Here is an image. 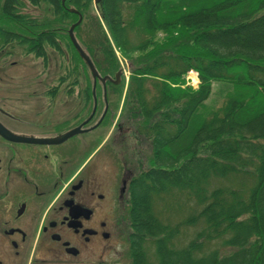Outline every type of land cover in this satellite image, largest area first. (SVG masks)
Instances as JSON below:
<instances>
[{"label": "trees", "instance_id": "1", "mask_svg": "<svg viewBox=\"0 0 264 264\" xmlns=\"http://www.w3.org/2000/svg\"><path fill=\"white\" fill-rule=\"evenodd\" d=\"M24 2L46 5L47 18L20 13ZM71 10L82 16L74 34L100 76L115 79L117 54L132 68L127 85L107 83L124 125L150 148L148 167L129 189L132 264H264V0H0V39L45 66L46 49L64 56L67 41L74 68L60 79L72 77L84 62L65 31L78 20ZM190 71L195 89L186 84ZM214 83L233 91L204 114ZM228 178L241 187L211 186ZM174 190L201 207L183 225L204 226L182 248L173 242L180 226L165 224L152 207L154 196ZM221 236L230 253L196 255L202 240Z\"/></svg>", "mask_w": 264, "mask_h": 264}, {"label": "flooded vegetation", "instance_id": "2", "mask_svg": "<svg viewBox=\"0 0 264 264\" xmlns=\"http://www.w3.org/2000/svg\"><path fill=\"white\" fill-rule=\"evenodd\" d=\"M13 83L0 79V264H132L129 189L147 143L118 121L109 82L105 96L87 80ZM133 136L131 164L119 151Z\"/></svg>", "mask_w": 264, "mask_h": 264}, {"label": "rangeland", "instance_id": "3", "mask_svg": "<svg viewBox=\"0 0 264 264\" xmlns=\"http://www.w3.org/2000/svg\"><path fill=\"white\" fill-rule=\"evenodd\" d=\"M46 9H48L46 5H42L41 7H34L28 2H24V5L23 7H21V10H19V12L30 18L45 19L47 18L49 13H45ZM93 13L96 14L95 7H93ZM72 25H70L69 28ZM69 28L65 30L67 36ZM64 44H67V41H63L61 45L64 56L55 53L51 49H46L48 56V66L44 67V63L42 60L35 59L32 55L27 54L23 47L16 45L15 43H10L9 46L7 45L5 49H2L0 51V70L1 68L5 69V72H3L2 70L0 71V79L12 81L14 82L13 84H24L26 80H38L40 82H46L45 84H48L47 82L60 79L66 76L68 73H72L74 65L73 62L71 63V60H69L71 50H68ZM2 46L3 45L0 44L1 48ZM117 56L121 64V71L118 80L124 81L125 85L129 80L132 68L129 66L128 61L120 59L119 54H117ZM83 67H85L86 75L84 73ZM74 73L75 74H73L72 77H69L67 79L74 80L75 78L73 77L74 75H76V80H87V83L91 85L92 76L89 69L84 63H82V65H78V69L77 71H74ZM108 79L110 80L111 77H109ZM112 80H116V77ZM188 83L193 89L197 87L198 81L195 74H189ZM39 89V94H41V91L43 89ZM232 91V86L228 84L214 83L212 85L211 95L206 101L202 112L204 114H208L212 111L218 110L223 106L224 102L226 101L230 93H232ZM97 95L101 96L100 90H98ZM116 102L114 104H116ZM113 111L115 113V116H118V121L121 122L125 120L124 110L122 111L121 109V101L119 102L117 108L115 105L113 106ZM132 140L133 143H131L130 146L127 147V149L119 151V153L121 152L122 154H124V156H122V160L131 164H133L138 159L137 153L139 152L140 146L144 144L143 138H134L133 136ZM144 153H148V156L150 154V148L148 144L144 148ZM142 156L143 155L140 154V157ZM131 164L129 165L131 166ZM239 183H241V180L239 178H228L218 181H212L211 186L239 189L241 187L237 186ZM152 202L153 211H155L156 216H158L165 224L169 225L171 228L180 226V233L173 241L174 244L177 245V247H185L191 241L196 240L198 233L204 228L203 224L199 223L195 226L183 225L189 217H191L193 214H197L198 211L201 210V207L197 203H195L192 198L187 197L186 195H184V193H180L174 190L169 193L154 196ZM225 239L226 236H221L215 240H211L210 242L202 240L204 245H202V249L199 253H196V255L202 256L204 253L213 251H217L220 256L227 255L231 252V250L224 246ZM146 250L149 259L153 260L155 253L154 247L151 242L147 243Z\"/></svg>", "mask_w": 264, "mask_h": 264}, {"label": "water", "instance_id": "4", "mask_svg": "<svg viewBox=\"0 0 264 264\" xmlns=\"http://www.w3.org/2000/svg\"><path fill=\"white\" fill-rule=\"evenodd\" d=\"M64 2H65V0H62V4H64ZM71 12L78 15V20H77V22L74 25H72L69 28L68 37H69V40H70L72 46L74 47V49L78 53L79 57L85 62V64L87 65V67H88V69H89V71L91 73L92 80H93V96H94V90H95L96 81L99 80L103 85H105L104 83H105L106 80H108V77L101 78L99 76V74L97 73L96 69L94 68V65L91 62L90 58L86 55V53L82 50V48L80 47V45L76 41L75 36H74V28L76 26L80 25V23L82 22V16L80 14H78L77 12H75L74 10H71ZM119 74H120V72H118L116 74V80H115L114 83L117 82Z\"/></svg>", "mask_w": 264, "mask_h": 264}]
</instances>
